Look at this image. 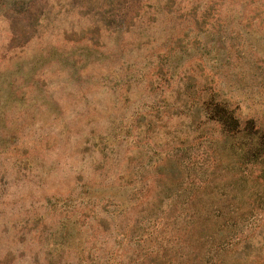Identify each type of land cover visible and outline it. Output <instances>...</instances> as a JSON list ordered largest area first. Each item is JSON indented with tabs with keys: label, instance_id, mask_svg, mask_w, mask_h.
I'll return each instance as SVG.
<instances>
[{
	"label": "rangeland",
	"instance_id": "1",
	"mask_svg": "<svg viewBox=\"0 0 264 264\" xmlns=\"http://www.w3.org/2000/svg\"><path fill=\"white\" fill-rule=\"evenodd\" d=\"M261 132L264 0H0V264H264Z\"/></svg>",
	"mask_w": 264,
	"mask_h": 264
},
{
	"label": "trees",
	"instance_id": "2",
	"mask_svg": "<svg viewBox=\"0 0 264 264\" xmlns=\"http://www.w3.org/2000/svg\"><path fill=\"white\" fill-rule=\"evenodd\" d=\"M102 2L104 0H101ZM42 2V1H40ZM97 2H99V0H97ZM119 2V1H117ZM15 3V2H14ZM13 3V4H14ZM35 9L32 8L30 9V13L32 11H34ZM37 18V17H36ZM18 21L21 22V17L18 18ZM204 109H205V114H206V118L209 121H214V122H218L221 126H222V132H224L227 137L229 138H233L236 139L234 146L238 145L239 147H243L244 145L248 144V142L242 141L240 140V136L239 134L245 130L247 132H251V125L253 123L252 120H248L246 125L244 127H241V123L239 121V118L237 116H235L234 111L232 109H230L228 107V105L224 102H220L217 99L214 98H210L206 103H204ZM254 130H258V129H254ZM259 145L260 147L263 146L264 144V132H261V135H259ZM252 141L251 136L249 137V142ZM256 148L249 150V152H247L245 154L244 157V161L243 162H252L255 158L253 153L254 150ZM179 151L176 153L177 158L178 159L176 162H172L171 165L174 166L176 168V170L178 169V166H180L181 164L179 163L181 161V158L179 154ZM255 154V153H254ZM242 165L240 164V168ZM243 170V169H242ZM242 173V172H241ZM189 173H187L188 175ZM260 176V175H258ZM189 179L188 182L185 184H181L179 188H177L176 191V195H182V193H188V194H192L193 191V187L196 185H199V182L197 180H194L190 177V175H188ZM245 173H243L242 178H245ZM220 194L223 196V193L220 192ZM221 198V197H220ZM217 201H219V199H217ZM210 207V206H209ZM212 209H210L208 212V214H202L199 213L198 217L201 216V220H197L196 223V227L199 229V227L201 228L200 230H207L206 225L207 223H210L212 221L215 222V225H213L214 227L212 228V232H204L202 234V239H204L206 241L207 244H209L211 241H215L216 240V236L223 233V232H227V234L225 235V238L222 239L220 241L219 244L214 245L213 247L209 248L206 250L205 256H207L205 258V261L203 264H223L222 261H220V256L222 255V253L229 251L228 246L230 244H233L234 240L233 238L237 236H235L236 234V230H238L236 227V224H234V222H230L229 219L231 218H224L223 216L228 213L226 212L228 209H231L234 211V209H236L235 205L232 202H229L225 205H220L219 202L212 204ZM232 211V212H233ZM231 212V211H230ZM197 217V219H198ZM158 225V221L157 223H155V225L153 227H151L150 225H146L145 228L149 229L146 230V233H153L154 230H152L153 228H156ZM199 226V227H198ZM209 231V230H208ZM140 238V237H139ZM210 247V246H209ZM247 248V247H245ZM169 264H176L175 262L172 263L171 261H168ZM238 264H242V262L238 263Z\"/></svg>",
	"mask_w": 264,
	"mask_h": 264
}]
</instances>
